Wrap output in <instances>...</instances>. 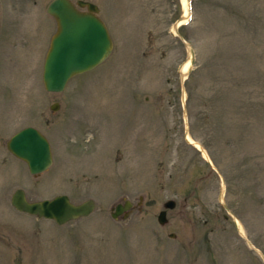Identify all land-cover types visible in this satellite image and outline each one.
<instances>
[{"label": "rangeland", "instance_id": "1", "mask_svg": "<svg viewBox=\"0 0 264 264\" xmlns=\"http://www.w3.org/2000/svg\"><path fill=\"white\" fill-rule=\"evenodd\" d=\"M89 1L111 49L49 91V0H0V264H264V0H187L181 22L183 0ZM24 125L49 141L37 174L5 147ZM17 187L95 207L58 224L14 208Z\"/></svg>", "mask_w": 264, "mask_h": 264}, {"label": "water", "instance_id": "2", "mask_svg": "<svg viewBox=\"0 0 264 264\" xmlns=\"http://www.w3.org/2000/svg\"><path fill=\"white\" fill-rule=\"evenodd\" d=\"M45 10L53 16L55 30L49 37L43 56L41 80L46 90L59 91L70 76L99 63L109 53L112 40L105 23L97 14L98 7L94 2L49 0ZM188 49L191 63L193 50L191 47ZM49 107L54 110L58 103L53 101ZM5 147L23 160L32 174L45 170L51 164L49 141L35 126L24 125L12 132L5 140ZM9 200L17 210L53 219L58 224L85 216L95 207L90 197L73 202L65 193L50 198L28 199L21 187L11 192ZM173 205L174 200L171 198L162 202V208L156 214L157 222L164 223L167 220L166 208ZM130 206L131 201L125 198L111 205L109 214L112 217H124ZM168 235L173 236L174 232H168Z\"/></svg>", "mask_w": 264, "mask_h": 264}, {"label": "bare ground", "instance_id": "3", "mask_svg": "<svg viewBox=\"0 0 264 264\" xmlns=\"http://www.w3.org/2000/svg\"><path fill=\"white\" fill-rule=\"evenodd\" d=\"M187 15H188V1H187V0H183V15L181 16V19H180L179 22L184 21V20L186 19ZM175 28H176V26H175ZM175 28H174V29H175ZM175 30H176V29H175ZM189 65H190V64H189V56H188L187 60L182 64V66H181V68H180V72H181L182 75H184L185 72H186V70L189 69ZM184 138H186L189 142H192L193 145H194L195 147H197L198 149H200L202 156H203L204 158H206L207 160H209V158H208L207 154L205 153V151L203 150L202 146H201L200 144H198L196 141H194V140H193V139L187 134V132H185V134H184ZM234 222H235L237 228H239V227H238V224H239V223H238V221H237V219H236L235 217H234ZM239 225H240V224H239ZM238 230L240 231V229H238Z\"/></svg>", "mask_w": 264, "mask_h": 264}]
</instances>
